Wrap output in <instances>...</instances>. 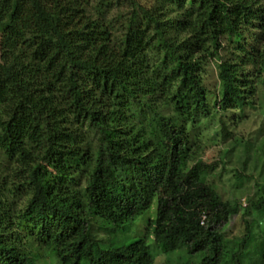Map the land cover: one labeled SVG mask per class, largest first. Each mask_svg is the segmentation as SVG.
<instances>
[{"label":"trees","instance_id":"obj_1","mask_svg":"<svg viewBox=\"0 0 264 264\" xmlns=\"http://www.w3.org/2000/svg\"><path fill=\"white\" fill-rule=\"evenodd\" d=\"M263 163L264 0H0V264H264L261 219L226 233L264 196L209 180Z\"/></svg>","mask_w":264,"mask_h":264},{"label":"rangeland","instance_id":"obj_2","mask_svg":"<svg viewBox=\"0 0 264 264\" xmlns=\"http://www.w3.org/2000/svg\"><path fill=\"white\" fill-rule=\"evenodd\" d=\"M211 73L207 76V81L209 85H213L215 82V71L214 67L210 66ZM213 70V71H212ZM259 119V118H258ZM254 116L250 117V120L242 123L239 126L238 131L241 134L246 136L259 133L261 128L260 119ZM215 127H212L211 124H205L201 127L200 131V138L204 143L205 150L201 154L204 156V159L208 163H215L220 161V157L222 156L221 149H223L220 138H217L216 141L207 140L212 138L214 134ZM222 147V148H221ZM229 168V167H228ZM264 163L258 165L256 173H254V177L250 179H245L241 184L237 182L236 179L233 177V174L230 172V169L224 170L222 169V165L220 164L219 167L209 176V180L215 185L216 190L222 195L225 200L232 199L233 197H238L242 200L243 206L246 207L249 197H253L255 200L260 199L264 196ZM248 174H251V171H247ZM236 189H234V188ZM155 207L153 206L151 210L141 216L136 222L129 225L126 228H120L114 235H107V234H97L98 239L103 240L101 243L102 247H107L111 242L115 245L126 244L129 243L137 238L142 237L144 234V229L147 226L146 220L149 219L150 214H155ZM243 211L237 215L231 224L228 226L226 233L229 237H239L243 236L247 233V224L249 221L254 222L258 220H262V226L259 227L257 225V229H260L259 232V242L264 239V213L262 215H255L253 212L251 214H247L246 216L243 215ZM262 230V231H261ZM116 241V242H115ZM152 240H149L148 243H151ZM251 245V244H250ZM155 264H164L163 257L158 256L155 259ZM50 264V261L47 262ZM58 264V263H56Z\"/></svg>","mask_w":264,"mask_h":264}]
</instances>
